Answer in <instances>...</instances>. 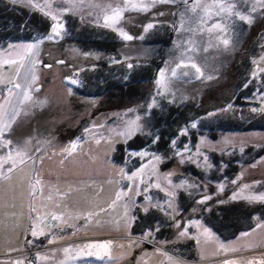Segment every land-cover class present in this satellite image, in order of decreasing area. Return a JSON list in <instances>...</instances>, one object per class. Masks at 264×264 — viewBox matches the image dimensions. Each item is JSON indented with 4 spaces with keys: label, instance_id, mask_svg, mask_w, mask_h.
<instances>
[{
    "label": "rangeland",
    "instance_id": "1",
    "mask_svg": "<svg viewBox=\"0 0 264 264\" xmlns=\"http://www.w3.org/2000/svg\"><path fill=\"white\" fill-rule=\"evenodd\" d=\"M199 2L211 6L214 0ZM235 3L242 14L251 15V24L226 13L216 15L214 7L207 13L186 11L191 5L182 0L157 4L148 11L125 10L117 27L134 37L128 41L101 26L107 6H123L122 0H74L75 7L53 2L54 8L71 11L60 16L61 35L48 40L54 21L39 10L0 0V60L17 61L0 67V78L23 84L33 61L37 77L32 101L20 106L21 114L5 137L26 155L16 158L9 179H0V264L16 260L105 264L80 249L86 243L109 240L116 259L107 264H170L167 256L182 264H221L264 253V247H256L216 255L217 246L204 243L202 229L192 226L199 221L225 244H264V227H256L264 225V202L231 199L242 189L243 196L264 193V112L251 111L264 106V72L253 77L254 71L264 68V9L257 6L251 12L254 0ZM12 15L42 18L50 22V30L42 33L25 21L18 25ZM217 23L223 31L212 27ZM148 24L154 26L145 31ZM223 39L229 40L227 46ZM10 44L37 47L28 53ZM188 57L203 75L195 73ZM181 60L189 66L176 68ZM173 69L177 76H172ZM161 71L162 85L157 83ZM11 86L0 85V103ZM10 99L9 110L18 103L17 96ZM136 117L140 127L134 135L130 139L120 135ZM77 141L75 152H64ZM9 150L0 149V157ZM139 151L148 155H129ZM144 165L135 183L127 178ZM37 178L42 194L33 199L28 193ZM141 179L160 183L166 191L151 187L145 193ZM124 192L127 195L117 200V194ZM145 196L157 206L152 207ZM205 196L211 199L201 203ZM33 206L36 212L31 211ZM49 213L62 220H51ZM37 216L46 217L44 223L53 226L44 229L46 235L33 237ZM184 228L190 237L199 236L201 243L181 237ZM243 232L252 235L238 240ZM49 239L55 242L50 244ZM64 248L72 249L75 258H67Z\"/></svg>",
    "mask_w": 264,
    "mask_h": 264
},
{
    "label": "snow or ice",
    "instance_id": "2",
    "mask_svg": "<svg viewBox=\"0 0 264 264\" xmlns=\"http://www.w3.org/2000/svg\"><path fill=\"white\" fill-rule=\"evenodd\" d=\"M13 4H20L22 6H27L31 7L33 9L39 10L43 15L49 17L54 23L51 25V30L50 33L47 35L48 40H53L56 37L61 35V31L63 30V23L60 22V16L63 15L64 12L71 11V8H61V7H53V2L57 3L58 5H63V4H70L72 7H75L74 0H43L41 3L40 0H11ZM83 0H81V3ZM176 0H139V2H134V0H122L123 6L117 5L116 7H112L111 5H108L107 8L105 9V14L103 18V24L101 26L103 27H108L111 28L113 31H117L120 37L123 40H132L134 37L129 35L127 32H125L122 28H118L117 25L119 24L121 18H122V13L125 10H140V11H148L150 8L155 7L157 4H169V3H175ZM182 2L188 6L191 5V8L186 7V11H191L193 13L197 12V9H202L205 13L208 12L210 7H214L216 9V15H220L221 13H226L228 17L235 16L239 18L242 21H246L247 23L251 24L252 23V17L249 14H242V12L237 8V5L235 3V0H214V3L211 6H202L199 2V0H182ZM247 2V0H245ZM257 6H259L261 9H264V0H254V4L251 8V12L257 11ZM160 15H163V13H160ZM183 15L181 14V28H184V19ZM197 19H201V17L197 16ZM154 25L153 24H148L145 28V31H148L151 29ZM213 28L220 29L223 31L222 26L217 23L212 26ZM186 30H191V29H186ZM211 31V29H209ZM142 38V37H141ZM222 43L227 46L229 44L228 39H223ZM10 48H18L22 47L24 48L28 53H32L33 50L37 47L36 44H23V45H9ZM193 49H189V51H192ZM183 55V54H182ZM262 60H264V57H261ZM189 62H191V57H188ZM254 63H259L258 61H253ZM17 63L16 60H9V59H3L0 60V67L4 66H11L15 65ZM62 63V61H61ZM33 67L29 68L26 70L25 75L23 77V84L21 83H15L14 81L11 80H4L3 78H0V85L4 84H11V87H7V95L3 98V102L0 103V149H10L3 157H0V168H2L4 165H8L7 171L0 173V179L7 180L9 179V173L13 172L14 169L17 167V157H20L22 155H26V153L23 152V150L17 151L15 148H12V140L6 139V134L11 130L12 124L16 121L17 117L20 116L21 114V105H23L25 102H30L32 101V85L35 83L37 77L35 76L34 73V65L35 61L32 62ZM189 64L185 63L184 60H181L180 63L176 65V68H181V67H188ZM191 68L195 69V73H199L200 75H203L201 72V69L194 63H190ZM24 67L23 63L20 64V68ZM128 67H132V65H128ZM259 72H264V68H259V71H254L253 72V77H257L259 75ZM17 75H19V68L16 69ZM164 72L161 71L160 76L161 79L157 81L158 84H164ZM181 76H188V72H181ZM172 76H177V71L176 69L172 70ZM70 83L75 84L77 83L76 80L69 78ZM247 87V84L245 85ZM15 89H23L22 93H17L14 90ZM17 96L18 97V103L15 105H12L11 110H9L6 105L12 104L11 97ZM151 107V105H150ZM228 109L232 108V105L229 104L227 106ZM225 111L227 109H224ZM252 112H264V106L260 108L253 107L251 109ZM139 117H136L135 120H130L127 122L126 129L125 131L121 132L120 135L125 136L126 138H131L132 135L139 129V125L137 124V121L139 120ZM195 127V124L192 125ZM86 131H88L86 129ZM158 139V138H157ZM30 141H26V143H29ZM155 142V141H154ZM97 143H99V140H97ZM175 144V140L172 142ZM78 141L76 143L71 144L69 147L64 149V152L68 153L71 155L73 152L76 151ZM185 151H189L187 149V146L185 147ZM243 151V149H241ZM15 153V155L13 154ZM130 156H139L141 158H144L148 155L146 151H139V152H129ZM153 159L158 161L159 157L153 155ZM207 158L205 157V160ZM23 159L20 160V163H23ZM63 162V161H62ZM151 163V161H149ZM147 167V165L142 166L139 168L137 171L132 172L130 175L127 176L129 180L136 182V179L141 177L142 174L144 173V169ZM41 180L40 179H35L34 183L31 184V190L29 191L28 195L35 197L38 194H42V189L39 188L41 185ZM139 183H145L146 186L143 189V192H147L151 187H155L160 189L161 191H166L164 188L161 187L160 183H155L153 184H148L144 180H140ZM139 183H136V188H135V194L139 195L140 194V189H139ZM169 183H171L169 181ZM235 183V181H233ZM180 185H177L179 187ZM249 185H244V189L249 188ZM221 188L223 186L221 185ZM132 188H129V191H132ZM243 189L241 192L234 193L231 199L236 200V199H246L250 202H264V193H259V194H250L247 196H243ZM168 195H171V193H167ZM122 195H127V192L124 193H118L117 194V200L121 198ZM48 199L51 200L52 196L49 195ZM145 201H147L152 207H156L157 205L152 204V198L150 196H145L144 197ZM211 199L209 196H205L204 200H201L200 202L203 203L205 200ZM113 204L116 203V201L112 202ZM169 207L172 206V202H168ZM145 212L148 211V206L146 205L143 209ZM163 210V209H161ZM32 212H36L37 209L33 206L31 207ZM101 211H105L104 209H101ZM51 218V220L54 221H59L62 220L61 216L49 213L48 214ZM95 215L94 213H89V216ZM125 216H127V213H125ZM34 219V225L31 231V235L33 237H39L42 235H46L45 228H50L53 225L45 224L44 221L46 217L42 216H37ZM134 219V218H133ZM130 226V224H129ZM192 226L197 227L198 229H202V232L200 235L204 239V243L208 242H213L217 246V251L214 253L216 255H219L221 253H238L241 252V250H251L256 247H264V244H255V243H247V244H242L240 246H236L235 242L225 244L220 242V240L210 231L209 228L204 227L199 223V221H193ZM177 227H179V224H177ZM257 228L264 227V225L258 223ZM158 230V229H157ZM256 229H253L252 232H255ZM252 232H243L240 234L239 237H237L238 240L244 238V237H249L252 235ZM146 236L151 235V231L145 234ZM179 235L181 237H189V238H195L197 241V244L201 243L200 237H190L187 228H184ZM50 244L54 243V239H49L48 241ZM29 243H32V241H29ZM118 247H123V245H118ZM85 249L88 251L86 252L87 256H94L96 259L105 262L107 264V261L115 260L116 257L113 256V241H103V242H90L86 243L83 245V247L80 249V252H83ZM73 250L70 248H64L63 252L65 256L69 259H74L75 257H72L70 253ZM164 255L167 256V253H164ZM170 264H182V262L178 259H174L171 256H167ZM38 259L40 260H48V256H38ZM12 264H25L24 260H16L13 261ZM28 264H33L32 261H29ZM60 264H65V261H60ZM221 264H264V253H262L260 256H252L249 258H245L244 256H239L236 258L232 259H225L224 261L221 262Z\"/></svg>",
    "mask_w": 264,
    "mask_h": 264
},
{
    "label": "trees",
    "instance_id": "3",
    "mask_svg": "<svg viewBox=\"0 0 264 264\" xmlns=\"http://www.w3.org/2000/svg\"><path fill=\"white\" fill-rule=\"evenodd\" d=\"M13 19H15V22L18 24V25H22L23 21L26 22L27 25H33L35 28H38L39 27V30L42 32V33H48L49 30H50V22L47 21V20H44L42 18H39L36 20V18H28L27 16L25 15H20V16H11ZM11 19V18H10ZM38 24V26L36 25ZM37 26V27H36ZM135 87V86H134ZM136 88V87H135ZM122 93V92H121Z\"/></svg>",
    "mask_w": 264,
    "mask_h": 264
}]
</instances>
